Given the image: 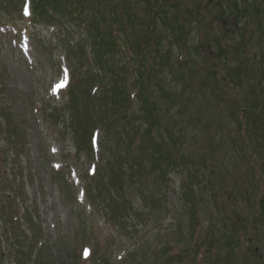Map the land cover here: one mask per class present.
Returning <instances> with one entry per match:
<instances>
[{"label":"rangeland","instance_id":"rangeland-1","mask_svg":"<svg viewBox=\"0 0 264 264\" xmlns=\"http://www.w3.org/2000/svg\"><path fill=\"white\" fill-rule=\"evenodd\" d=\"M26 3L30 10L29 0H0V264H164L165 248L173 259L182 256L179 264H198L193 256L198 245L199 264H264V225L258 229L253 221L264 199V36L253 15L264 0H235L237 7L232 0H175L182 13L200 9V22L207 26L196 28L192 19L188 51L173 50L174 58L181 55L208 77L205 86L198 76L185 84L163 69L160 80L175 93L177 104L162 106L157 100L162 124L194 159L195 168L186 170L199 177L193 181L198 199L193 228L182 201V173H147L148 162L146 176L135 172L136 178L126 184L128 208L120 191L104 192V198L94 202L85 197L87 189L106 184L111 168L127 171L130 160L124 152L130 148L119 127L110 133L98 125L95 155L78 152L76 139L88 146L91 132L72 121L66 88L70 73L74 83L88 76L90 87L84 91L95 95L90 98L93 104L100 81L92 80L109 78L103 73L101 78L98 66L90 68L79 54L69 56V49L81 43L86 57L92 58L85 34L69 22L60 30L30 21L24 14ZM217 41L227 48L225 56L218 55ZM243 44L247 55L234 58L231 52H241ZM243 64L249 70L247 84L239 85L236 68ZM107 90L103 92L109 98ZM110 98L104 99L106 106ZM254 100L262 112L249 118L259 116V134L250 133L247 142V131L238 124ZM131 101L128 116L133 123L132 114L139 117L142 107L136 97ZM109 114L110 119L116 117ZM74 124L85 130L82 139ZM133 124L134 129L145 128L141 122ZM95 168L91 180L87 173ZM230 224L234 230L244 226L237 237L248 242V252L245 242L237 246L229 241ZM207 238L215 240L209 257Z\"/></svg>","mask_w":264,"mask_h":264},{"label":"trees","instance_id":"trees-1","mask_svg":"<svg viewBox=\"0 0 264 264\" xmlns=\"http://www.w3.org/2000/svg\"><path fill=\"white\" fill-rule=\"evenodd\" d=\"M29 3L30 21L54 26L60 30H64V24L69 22L75 29L85 34L92 58L86 57L81 43H76V54L85 59L90 68L98 66L101 78L103 74L108 75L107 79L109 78V81L99 78L92 80V83L100 81L96 102L93 104L90 101L91 93L84 91V87L88 88L90 85L88 76L84 81L72 82L66 92V108H69L74 123L86 127L88 133L96 129L98 125H103L104 130L110 133L117 131L119 127L122 135L126 136V148H130L126 153L124 152V157L130 160L127 171L121 170L119 173V169L111 168L110 172L113 174L110 175L111 178L106 184L96 192L89 193L91 200L104 198L103 193L107 194L110 190L120 191L124 208H128L124 198L126 184L136 178L135 172H140L141 178L145 177L147 170L144 172L143 169L148 162L150 168L147 173L160 176L163 174L165 177L169 170L182 173L183 204L188 210L192 226L193 220L198 215V208L194 201L196 195L193 190V181L198 182L199 177L192 175L191 171L189 174L186 171L187 168H195L194 159L185 151L186 147L179 138L169 130L167 125L162 124L157 100L162 101V106H168L170 103L177 104L175 93L167 91L162 85L160 73L163 69L170 71L173 76L177 75L178 79L185 84L198 76L202 85L205 86L208 77L205 78L203 72L193 68L194 65L181 55L178 54L176 58L173 56V50L178 53L188 51L192 19L195 20L196 28L206 29L207 26L200 22L202 18L200 9L186 8L182 13L179 5L175 4V0H29ZM141 6H145L143 11L139 10ZM255 14L264 17V14L258 11ZM183 16L185 19L182 20ZM257 18L258 31L264 32L261 26L262 20L260 17ZM205 34L203 33L201 37H205ZM215 43L219 46L218 55L225 56L227 48H222L218 41ZM242 47L241 52L237 49L236 52H231L234 58L247 55L245 46ZM81 53L85 58L81 56ZM245 65L236 68V74H238L236 80L239 85H243V81L246 83L244 77L249 70ZM173 66L177 68L175 71L172 69ZM211 74L214 77L211 76L212 79H217L215 73L211 72ZM262 80L264 84V78ZM108 87L111 102L106 106L105 103L109 98L103 91ZM153 87L157 92V99L152 97ZM132 88L135 91L133 95ZM100 91L103 92L101 99ZM250 91L252 92L251 89ZM133 97L137 98L142 109H139L140 116L132 114L131 120L136 119V122H141L145 126L143 130L134 129L135 121L132 123L128 116ZM255 101L248 104V112L252 108L257 109ZM109 112L116 114V117L110 119ZM74 127L77 128L76 134L82 139L85 130H81L75 124ZM159 130L162 132L161 136L164 134L165 140L164 136H159ZM79 140L75 141L78 151L91 155V145L86 146L85 143L82 144V140ZM134 141L138 143L134 145ZM206 161L207 158H204L202 163L206 165ZM148 201L153 208L155 200L151 197ZM262 208L264 209V202ZM231 229H229L231 237L229 241L237 245L236 234ZM212 241L214 240L209 239V244ZM199 250L200 246H197L196 255ZM170 255L166 248L161 251L164 264L181 263L182 256L176 255V259H173Z\"/></svg>","mask_w":264,"mask_h":264},{"label":"snow or ice","instance_id":"snow-or-ice-1","mask_svg":"<svg viewBox=\"0 0 264 264\" xmlns=\"http://www.w3.org/2000/svg\"><path fill=\"white\" fill-rule=\"evenodd\" d=\"M24 14L27 16L29 15V9H28V4L26 3L25 6H24ZM63 85H56L55 88H59V87H62ZM55 88H54V91H55Z\"/></svg>","mask_w":264,"mask_h":264},{"label":"bare ground","instance_id":"bare-ground-1","mask_svg":"<svg viewBox=\"0 0 264 264\" xmlns=\"http://www.w3.org/2000/svg\"><path fill=\"white\" fill-rule=\"evenodd\" d=\"M244 45V44H243ZM76 44L72 49H69V56L74 57L76 55Z\"/></svg>","mask_w":264,"mask_h":264}]
</instances>
